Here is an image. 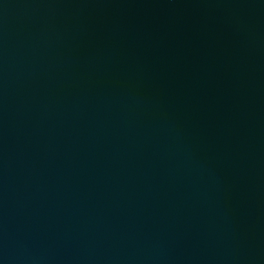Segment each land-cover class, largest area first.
<instances>
[{"label": "water", "instance_id": "obj_1", "mask_svg": "<svg viewBox=\"0 0 264 264\" xmlns=\"http://www.w3.org/2000/svg\"><path fill=\"white\" fill-rule=\"evenodd\" d=\"M0 264H264V0H0Z\"/></svg>", "mask_w": 264, "mask_h": 264}]
</instances>
